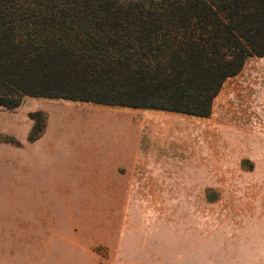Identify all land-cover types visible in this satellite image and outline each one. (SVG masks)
<instances>
[{"label":"rangeland","instance_id":"rangeland-1","mask_svg":"<svg viewBox=\"0 0 264 264\" xmlns=\"http://www.w3.org/2000/svg\"><path fill=\"white\" fill-rule=\"evenodd\" d=\"M241 72V78L224 83L209 117H188L182 138L189 146L182 162L186 174L181 181L172 175L177 194L171 200L105 199L95 193L99 184L90 182H100L99 161L91 164V180L83 176L82 160L70 163L77 170L72 174H81L70 178L64 154L53 158L46 148L99 142L81 128L85 113L71 107L81 109L80 103L47 106L43 98H30L16 109H0V264H216L215 239L224 251L220 256L233 254L234 264H264L258 200L251 211L235 216L236 202L218 201L212 189L213 119L243 112L245 82L260 81L264 91V57H249ZM45 106V125L47 118L50 123L43 134L30 113ZM43 115L37 114L39 125ZM191 121L199 127L193 134ZM227 138L218 146L232 160Z\"/></svg>","mask_w":264,"mask_h":264},{"label":"trees","instance_id":"trees-1","mask_svg":"<svg viewBox=\"0 0 264 264\" xmlns=\"http://www.w3.org/2000/svg\"><path fill=\"white\" fill-rule=\"evenodd\" d=\"M251 56L264 57V0H0L8 109L34 96L206 117Z\"/></svg>","mask_w":264,"mask_h":264},{"label":"crops","instance_id":"crops-1","mask_svg":"<svg viewBox=\"0 0 264 264\" xmlns=\"http://www.w3.org/2000/svg\"><path fill=\"white\" fill-rule=\"evenodd\" d=\"M240 73L242 72L230 78H241ZM244 84L248 86L243 88L244 93L242 92L245 97L243 112L234 110L233 113H228L226 119L222 117L213 119L212 122L211 135L214 149L211 166L212 189L217 194L218 201L236 202L235 216L251 211L258 200L260 237L263 241L264 91L263 83L260 81L249 80ZM245 91H247L246 94ZM234 97L237 98L236 95ZM30 98H43L47 106L51 103L70 100L80 103L85 109L88 108L84 110L71 106L85 113L84 125H81L84 134H88L87 137L100 138L99 142L95 141V144L91 146L88 142L84 144L74 142L73 148L67 147L63 150L60 146L53 144L54 146H48L46 149L48 154L54 155L53 158L64 154L63 161L66 163L65 169L68 175L77 171L75 167H69V164L82 160L86 167L83 176L89 180L92 178V162L99 161L100 182H90L99 184V189H96L95 193L104 195L107 200H171L175 198L174 195L177 193L171 186L173 185L172 175L178 174L177 179L181 181L182 176L186 174V168L183 167L182 162L187 163L186 152H189V146L182 143V140L188 135V117H209L71 99L27 96L25 101ZM4 108L0 106V109L9 111ZM42 112L50 116L49 108L46 106ZM48 120L49 118H47L43 134L49 129ZM193 122L191 121L193 126H190L193 129L191 134L199 128H196ZM226 135L228 151L233 154L232 160H227L225 153L222 156L218 146L221 138L225 139ZM113 138L114 140H111ZM191 148L193 149L194 146ZM80 176L72 174L70 178H80ZM179 184L178 181L174 183V185ZM212 245L216 264H234L233 254L229 259L220 256V252L224 253V251L220 250L221 243L217 239L212 241Z\"/></svg>","mask_w":264,"mask_h":264}]
</instances>
